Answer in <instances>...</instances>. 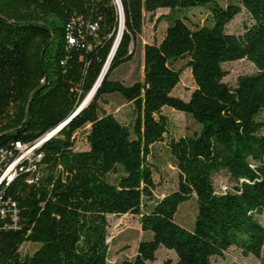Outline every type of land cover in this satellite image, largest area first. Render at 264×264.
Returning a JSON list of instances; mask_svg holds the SVG:
<instances>
[{
	"label": "trees",
	"instance_id": "1",
	"mask_svg": "<svg viewBox=\"0 0 264 264\" xmlns=\"http://www.w3.org/2000/svg\"><path fill=\"white\" fill-rule=\"evenodd\" d=\"M121 0L125 29L110 67L88 104L77 108L100 76L120 28L113 0H0V146L33 141L68 120L37 149L34 167L18 173L7 194L18 204L16 228L0 224V264H108L109 215L139 216L152 237L133 259L151 264L160 246L167 264H225L236 248L264 264V0ZM204 7L208 22L175 16L159 42L144 46L143 78H114L131 61L144 12ZM244 14L239 30L229 24ZM240 59L256 71L224 81V64ZM186 60L195 89L173 94L176 64ZM134 105L131 126L103 111L107 95ZM164 107L187 113L199 130L167 143L177 187L156 199L153 147L169 132ZM87 143L79 149V135ZM230 184L219 188L216 176ZM111 175H115L113 179ZM195 196L192 228L177 221Z\"/></svg>",
	"mask_w": 264,
	"mask_h": 264
},
{
	"label": "rangeland",
	"instance_id": "2",
	"mask_svg": "<svg viewBox=\"0 0 264 264\" xmlns=\"http://www.w3.org/2000/svg\"><path fill=\"white\" fill-rule=\"evenodd\" d=\"M225 3V0L222 1ZM169 9L160 8L156 12H144L143 27L138 36L135 46L134 58L119 66L113 72V77L125 83H132L143 78L144 46L146 43L159 42L166 31L171 18L175 16L187 15L189 24H204L208 22V10L204 7L182 8L179 11L171 12ZM245 18L244 14H239L230 24L229 29L239 30L241 22ZM227 75L224 81L231 85L236 83L237 77L241 74L253 73L256 71L255 65L246 60L240 59L224 64ZM176 68L181 70L180 81L173 90V94L188 100L196 85L191 70L186 66V60H181L176 64ZM103 111L113 113L122 123L131 126L135 118L134 105L125 101L118 94L107 95L101 102ZM163 113L169 119V132L163 142L157 143L149 157L153 163L154 179L156 188L155 198H161L166 193L175 189L178 184V170L173 163V158L169 152L167 143L170 138H178L186 134H193L199 130V125L193 117L187 113L174 108L164 107ZM7 116L0 121V124L7 122ZM78 148L86 149L87 143L82 134L78 136ZM115 175H111L113 179ZM216 184L220 188L230 184V180L225 173L216 176ZM197 212V202L195 196L183 202L178 209L176 219L188 228H192ZM264 225V213L260 217ZM108 242L109 254L108 264H116L124 259H133L137 253V247L141 240L151 238V232L142 230L139 223V216L125 214L122 216L109 215ZM264 257V249L262 251ZM177 258L176 252L165 246H160L156 252V259L151 264H167V261L174 262ZM225 264H258L259 259L255 256H243L236 248H232L224 257Z\"/></svg>",
	"mask_w": 264,
	"mask_h": 264
},
{
	"label": "built area",
	"instance_id": "3",
	"mask_svg": "<svg viewBox=\"0 0 264 264\" xmlns=\"http://www.w3.org/2000/svg\"><path fill=\"white\" fill-rule=\"evenodd\" d=\"M113 1L121 17V0ZM62 124L41 136L52 135L53 132L62 127ZM41 136L37 140L17 141L13 145L0 149V224L4 228H16L19 222L17 201L7 194L8 175L20 167H34V174L24 182L33 184L38 181L40 177L39 163H41L43 153L37 152V143ZM222 188L225 189V186Z\"/></svg>",
	"mask_w": 264,
	"mask_h": 264
},
{
	"label": "water",
	"instance_id": "4",
	"mask_svg": "<svg viewBox=\"0 0 264 264\" xmlns=\"http://www.w3.org/2000/svg\"><path fill=\"white\" fill-rule=\"evenodd\" d=\"M120 24H122L121 26V32H118L117 34V37H116V40L114 42V45L111 49V52L108 56V59L106 61V64L104 65V68L100 74V76L98 77L97 81L95 82V84L93 85L92 89L89 91V93L87 94V96L85 97V99L82 101V103L79 105V107L77 108L76 113H78L80 110H82L87 104L88 102L93 98V96L95 95L98 87L100 86V84L102 83L104 77L106 76L107 74V71L110 67V62L112 61L113 57H114V54L116 52V49L119 45V42L121 40V37H122V34L124 32V29H125V23H124V12H123V9H122V13H121V17H120ZM134 47V42L132 43V48ZM91 94V95H90ZM90 96V97H89ZM68 120H66L62 126L67 122Z\"/></svg>",
	"mask_w": 264,
	"mask_h": 264
},
{
	"label": "bare ground",
	"instance_id": "5",
	"mask_svg": "<svg viewBox=\"0 0 264 264\" xmlns=\"http://www.w3.org/2000/svg\"><path fill=\"white\" fill-rule=\"evenodd\" d=\"M121 26L122 24H120V28H119V32H121ZM91 95V94H90ZM90 97V96H89ZM50 135H46V136H41V138L38 139V143H37V149L40 148V146L42 145V143L49 137ZM20 141V140H17ZM17 141H14L13 143H16ZM13 143L11 145H13ZM7 146H0V149L2 148H6ZM38 152V151H37ZM29 167H20L17 168V170H15L12 173H9L8 175V184L7 186L16 178V176L18 175V173L28 169Z\"/></svg>",
	"mask_w": 264,
	"mask_h": 264
}]
</instances>
